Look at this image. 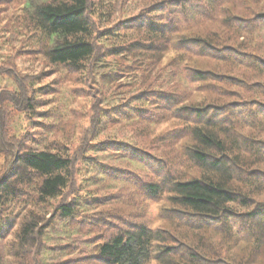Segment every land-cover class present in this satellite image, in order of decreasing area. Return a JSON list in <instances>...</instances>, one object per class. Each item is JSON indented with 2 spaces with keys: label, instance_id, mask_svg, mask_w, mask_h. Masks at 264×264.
<instances>
[{
  "label": "trees",
  "instance_id": "trees-1",
  "mask_svg": "<svg viewBox=\"0 0 264 264\" xmlns=\"http://www.w3.org/2000/svg\"><path fill=\"white\" fill-rule=\"evenodd\" d=\"M155 5L166 17L148 18L139 26L138 41L112 50L98 38L118 33L95 26L89 0H27L24 8L25 30L45 37L41 53L51 65L82 72L101 65L102 57L132 55L138 65L133 102L152 109L141 116L180 126L169 138L182 144L180 168L173 170L162 155L139 157L158 163L156 178L141 188L153 199L166 196L170 206L160 219L167 225L120 228L96 245V254L103 264H257L264 260V0H155ZM214 22L224 28L207 29ZM198 23L205 31L193 30ZM99 75L104 80L106 73ZM183 80L185 93L177 90ZM14 83L10 101L33 116L38 96L16 76ZM6 137L0 114V154L8 160L0 174V243L6 231L16 229L7 258L0 250V264H41L50 221L77 218L86 207L76 197H64L79 157L20 141L5 146Z\"/></svg>",
  "mask_w": 264,
  "mask_h": 264
},
{
  "label": "rangeland",
  "instance_id": "rangeland-1",
  "mask_svg": "<svg viewBox=\"0 0 264 264\" xmlns=\"http://www.w3.org/2000/svg\"><path fill=\"white\" fill-rule=\"evenodd\" d=\"M154 1L89 0L95 26L113 28L118 33L114 39L98 38L101 47L112 50L138 41L139 26L148 23V18L160 21L166 17L167 11L164 16L155 11ZM26 2L0 0V114L8 133L3 144L12 146V141H20L27 147L55 148L79 157L74 183L65 190L64 197H76L86 207L77 218L57 216L50 221L39 253L41 264H103L96 254V245L120 228L141 223L152 228L167 225L160 219L161 210L170 206L166 196L153 199L141 188L143 181L156 178L158 163L155 161V166L139 157L162 155L173 170L180 168V159L185 161L182 144L169 139L180 126L172 120L157 125L152 120L158 117L141 116L145 112L151 114L152 109L133 102L137 90L131 81L138 65L132 55L117 52L102 57L101 65L82 72L51 65L41 53L45 37L25 30ZM209 27L224 28L216 22ZM194 28L197 31L206 27L198 23ZM175 54H167L163 65ZM7 68L9 72L5 71ZM98 71L106 73L104 80L99 73L96 75ZM15 76L27 83L29 94L33 92L39 98V107L31 117L17 109L7 94L17 88ZM187 89V80L177 88L181 93ZM84 141L89 146H84ZM90 146L92 150H82ZM5 158L0 154L1 175L8 166ZM188 173L198 175V170L189 168ZM15 230L6 231L0 243L5 257L12 249ZM257 264H264V260Z\"/></svg>",
  "mask_w": 264,
  "mask_h": 264
}]
</instances>
